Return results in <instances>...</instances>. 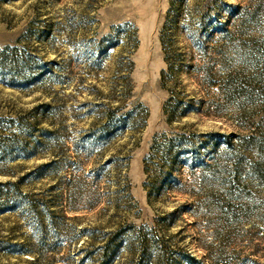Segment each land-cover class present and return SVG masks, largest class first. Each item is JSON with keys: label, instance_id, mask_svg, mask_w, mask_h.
<instances>
[{"label": "rangeland", "instance_id": "obj_1", "mask_svg": "<svg viewBox=\"0 0 264 264\" xmlns=\"http://www.w3.org/2000/svg\"><path fill=\"white\" fill-rule=\"evenodd\" d=\"M0 264H264V0H0Z\"/></svg>", "mask_w": 264, "mask_h": 264}]
</instances>
